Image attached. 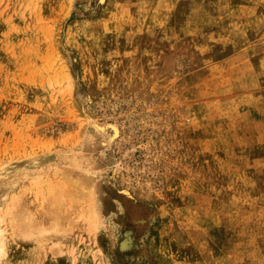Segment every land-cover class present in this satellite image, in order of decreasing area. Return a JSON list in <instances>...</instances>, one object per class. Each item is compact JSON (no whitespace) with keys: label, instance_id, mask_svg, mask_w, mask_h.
I'll return each instance as SVG.
<instances>
[{"label":"rangeland","instance_id":"374dc122","mask_svg":"<svg viewBox=\"0 0 264 264\" xmlns=\"http://www.w3.org/2000/svg\"><path fill=\"white\" fill-rule=\"evenodd\" d=\"M6 165L1 264H264V0H0Z\"/></svg>","mask_w":264,"mask_h":264},{"label":"bare ground","instance_id":"6f19581e","mask_svg":"<svg viewBox=\"0 0 264 264\" xmlns=\"http://www.w3.org/2000/svg\"><path fill=\"white\" fill-rule=\"evenodd\" d=\"M96 124V123H95ZM91 125H92V128L96 131V130H99V131H102L103 129H99L97 126H95V125H93V123H91ZM110 125V124H109ZM100 126V125H99ZM111 126V125H110ZM107 126H105V128H106ZM102 128H104V127H102ZM107 129V128H106ZM108 135H103L104 137H105V140H106V142H108V141H110L111 140V138H110V136H111V134H110V132L112 133V134H116L117 135V131H116V128H114V126H111V127H109L108 129ZM98 131V132H99ZM103 132V131H102ZM102 135V134H101ZM115 135V136H116ZM120 135V134H119ZM112 137H114V136H112ZM115 138V137H114ZM109 139V140H108ZM113 140V139H112ZM111 140V141H112ZM106 142H104V146H105V143ZM114 142V141H113ZM112 142V143H113ZM103 144V143H102ZM97 155H95V158L97 159ZM103 163V162H102ZM101 163V164H102ZM104 164V163H103ZM110 164V163H109ZM30 166L31 167H33L34 166V164H33V162L32 163H30ZM103 166V165H102ZM110 166V165H109ZM13 169H12V167L11 166H9V165H6V166H4L2 169H0V176H1V180H0V264H1V262H3L2 261V259L6 256V236H5V230L4 229H2L1 228V226H2V224L5 222V217L2 215V213H1V201H2V194L4 193V190H5V187L9 184V180H10V178H11V176H10V174L9 173H11V171H12ZM91 170H92V168H91ZM88 173H92V174H94V175H96V171H94V172H89L88 171ZM26 174V173H25ZM23 176V175H22ZM15 181V180H14ZM53 191V190H52ZM92 193H90L89 195V197H90V200H91V202H92V204H93V206H94V211H93V213H92V218L90 219V220H92L93 221V223H95V221H97V222H99V219H98V214L96 213V203H95V197H94V195H95V193H94V190H92L91 191ZM14 193V192H13ZM52 193V192H51ZM6 196V195H5ZM23 214V213H22ZM24 215V214H23ZM28 215V214H27ZM19 216V215H18ZM21 216V219L24 217H22V215H20ZM19 224H20V228L23 230V234H24V236L25 237H27V238H29V239H35V240H37V241H41V240H43L44 239V236L46 235V234H57V232L56 231H54L53 230V227H52V230L50 231H46L47 229L45 228V229H43V228H39L38 227V225L35 223V221H33V219L31 218V216H26L25 215V217H24V219H22L20 222H19ZM56 228V227H55ZM60 233V232H59ZM44 242V241H43ZM4 260V259H3Z\"/></svg>","mask_w":264,"mask_h":264}]
</instances>
